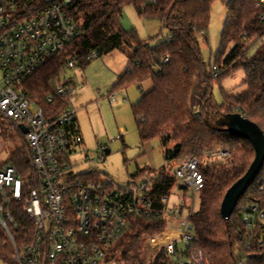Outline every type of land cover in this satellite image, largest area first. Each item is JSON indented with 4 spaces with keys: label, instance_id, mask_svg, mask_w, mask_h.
I'll list each match as a JSON object with an SVG mask.
<instances>
[{
    "label": "trees",
    "instance_id": "trees-1",
    "mask_svg": "<svg viewBox=\"0 0 264 264\" xmlns=\"http://www.w3.org/2000/svg\"><path fill=\"white\" fill-rule=\"evenodd\" d=\"M215 1L79 0L72 12L80 35L35 71L24 83V88L46 114L61 115L71 107L69 96L58 94L70 56L77 54V67L84 69L94 59H89L93 53L97 58L114 50L127 52L128 64L119 75L114 90L135 85L141 87L148 80L153 85L150 91H142L139 101L132 105L142 142L160 139L167 164L175 162L181 166L192 159L201 162L205 185L198 193L199 209L190 206V219L195 227L198 247L205 255L204 264H264V220H257L254 230L243 222L245 214L252 215V204L264 211V167L231 218L225 220L221 214L224 196L249 169L255 158V149L248 140L231 136L215 124L221 116L238 111L264 132V2L224 0L228 15L218 60L207 66L201 54L200 38L207 36ZM129 4L135 6L139 16L159 19L168 28L169 37L151 46L134 31H125L123 9ZM258 40L262 41L249 56V50ZM227 50L228 54L222 59ZM165 56L169 57L167 62L163 60ZM213 65L218 66L223 74L244 69L242 83L247 88L237 94L224 90L222 103L218 104L212 95V83L222 73L216 74ZM198 84L205 87L206 93L201 112L196 115L193 93ZM49 97H53L52 102ZM74 122L76 124L77 119ZM223 153H227L226 162L209 163ZM7 164L14 165L25 175L31 172L25 147L14 153ZM147 171L154 207L163 211L177 179L166 166L156 172L138 169L132 178ZM91 178L102 179L99 173H92ZM109 184L116 188L113 181ZM13 216L28 226L27 230L10 227L21 250L30 241L33 228L27 224L20 204L13 206ZM166 228L167 220L162 215L151 218L132 216L112 255L125 264H171L165 259L163 250L156 252L150 247V239ZM146 251H150V255H146ZM14 255L9 237L0 227V259L17 264Z\"/></svg>",
    "mask_w": 264,
    "mask_h": 264
},
{
    "label": "built area",
    "instance_id": "built-area-1",
    "mask_svg": "<svg viewBox=\"0 0 264 264\" xmlns=\"http://www.w3.org/2000/svg\"><path fill=\"white\" fill-rule=\"evenodd\" d=\"M79 0H0V116L5 118L24 141L31 172L21 173L14 165L0 166V227L9 237L17 264H102L130 225V218L159 217L167 228L150 239L153 251H164L171 264H204L198 247L190 206L182 194L177 205L159 211L149 192L151 181L125 189L111 188L109 180H93L92 173L78 174L71 156L83 143L71 107L58 116H49L25 91L24 83L47 61L66 49L80 35L72 8ZM263 3L264 0H261ZM96 57V53L89 59ZM168 56L163 58L167 62ZM79 57L70 56L66 69L77 67ZM213 71L221 69L213 65ZM70 81H61L58 94L70 96ZM49 102L53 97H49ZM239 113V112H238ZM28 129L23 134L21 127ZM100 160H105V153ZM173 174L183 190L198 194L205 185L201 162L192 159ZM21 205L32 225L30 241L21 250L10 231L27 230L13 216V206ZM189 211L183 218L184 209ZM252 215L243 222L254 230L264 211L251 205ZM181 218L171 229V219ZM250 249V245L247 246ZM240 264H244L241 262Z\"/></svg>",
    "mask_w": 264,
    "mask_h": 264
},
{
    "label": "rangeland",
    "instance_id": "rangeland-1",
    "mask_svg": "<svg viewBox=\"0 0 264 264\" xmlns=\"http://www.w3.org/2000/svg\"><path fill=\"white\" fill-rule=\"evenodd\" d=\"M227 15L224 0H216L212 7L207 36L200 38L201 54L207 66L218 60ZM122 26L127 32L134 31L142 41L151 46L169 37L168 28L164 27L159 19L139 16L133 4L124 7ZM261 41L258 40L251 47L249 56L254 53L257 44ZM228 51L222 59L226 57ZM128 61L127 52L114 50L103 57L94 58L84 69L80 67L66 69L62 75V81H70L74 86L69 102L71 108L76 110L84 140L71 156L75 172L99 173L101 177L113 181L116 187L121 189L140 186L144 181H151L148 171L138 178H132L138 169L156 172L166 166L167 170L173 173L180 167L175 162L171 164L165 162L160 139L154 138L142 142L137 129L132 105L139 101L142 91L148 92L152 89V82L148 80L142 83L141 87L135 85L114 90L118 77L124 72ZM221 73V76L212 83V95L218 104L222 103L224 90L237 94L247 88L242 83L245 76L244 69L231 70L226 74L221 71ZM205 93L204 86L198 84L195 87L193 112L196 115L201 112V102ZM24 147L21 135L0 116V165L9 163L12 155ZM105 150H109L110 153H105V160H100ZM226 156L227 153L219 154L218 157L209 160V163L226 162ZM182 187V181L177 180L169 198V206L178 204L176 195L185 194L187 205H190L194 199L193 209L198 210L200 206L198 194L193 198L192 193L184 191ZM188 214L189 211L185 208L182 217L187 218ZM180 218L181 214H178L175 219H171V229H175L174 225ZM146 255H150V251H146ZM0 264L10 263L0 259ZM102 264L125 263L110 254Z\"/></svg>",
    "mask_w": 264,
    "mask_h": 264
},
{
    "label": "water",
    "instance_id": "water-1",
    "mask_svg": "<svg viewBox=\"0 0 264 264\" xmlns=\"http://www.w3.org/2000/svg\"><path fill=\"white\" fill-rule=\"evenodd\" d=\"M217 127L223 128L231 136L244 138L251 142L255 149V158L247 172L226 192L221 214L225 220H229L238 206L240 200L245 196L249 187L254 183L264 167V132L256 123L250 121L241 113H229L221 116L215 122ZM23 134L28 133V129L21 127ZM109 154V150H105Z\"/></svg>",
    "mask_w": 264,
    "mask_h": 264
},
{
    "label": "crops",
    "instance_id": "crops-1",
    "mask_svg": "<svg viewBox=\"0 0 264 264\" xmlns=\"http://www.w3.org/2000/svg\"><path fill=\"white\" fill-rule=\"evenodd\" d=\"M76 119H77V117H76ZM75 127H76V129H77V132H78L79 134H81V128H80V124H79V122H78V119H77V123L75 124Z\"/></svg>",
    "mask_w": 264,
    "mask_h": 264
}]
</instances>
